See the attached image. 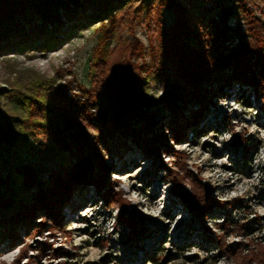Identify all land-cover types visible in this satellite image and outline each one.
I'll return each instance as SVG.
<instances>
[{
  "label": "rangeland",
  "instance_id": "374dc122",
  "mask_svg": "<svg viewBox=\"0 0 264 264\" xmlns=\"http://www.w3.org/2000/svg\"><path fill=\"white\" fill-rule=\"evenodd\" d=\"M179 2L190 9L201 5L211 19L244 34L257 51L256 44L264 45V0ZM139 4L140 0L131 1L111 25L97 22L49 51L10 57L0 50V88L10 87L17 77L14 70L23 80L51 77L56 89L84 106L87 116H79V129L84 139L97 143L105 164L114 170L111 183L118 194L107 200L90 185L85 194L71 197L74 208H64L60 220L39 213L31 228L21 227L17 242L0 243V264H153L150 256L162 264H264L263 94L255 95L251 86L225 88L226 96L212 97L205 121L198 126L205 130L198 137L189 134L178 144L169 126L164 127V141L171 149L167 153L161 150L146 158L141 150H128L118 157L98 144L102 130L96 118L108 102L105 81L113 73V63L131 80L141 79L155 101L169 89L162 72L171 75L173 69L162 55L174 9H163L160 15ZM220 5L229 7L233 16L223 18ZM202 33L208 40L209 33ZM238 40L232 34L226 42L232 48ZM258 52L264 54V46ZM51 115L56 129L66 136L74 134L62 115ZM133 136H128L130 146ZM195 188L205 194L192 200L209 207L201 215L180 198V193L192 194ZM124 214L137 221L140 230L146 227L147 234L133 233L123 223ZM133 235L138 237L136 244L130 239Z\"/></svg>",
  "mask_w": 264,
  "mask_h": 264
},
{
  "label": "trees",
  "instance_id": "16d2710c",
  "mask_svg": "<svg viewBox=\"0 0 264 264\" xmlns=\"http://www.w3.org/2000/svg\"><path fill=\"white\" fill-rule=\"evenodd\" d=\"M131 1L0 0V50L10 57L18 52L49 51L97 22L110 24ZM195 1L200 2L192 0L193 4ZM179 4V0H140L139 6L160 15L163 9H174L175 19L165 30L166 50L162 55L173 73L162 72L169 89L155 101L144 90L141 79L131 80L130 74L113 63V73L105 81L108 106L103 104L96 118L102 130L98 144L112 156L119 157L128 150H141L146 158L153 152H170L169 142L164 141L165 126L178 144L187 141L189 134L198 137L205 130L198 126L205 121L212 97L226 96L225 88L251 86L255 95L263 94L264 98V54L258 52L264 45L256 44L257 51L255 45L245 41L244 34L211 19L201 5L194 4L190 9ZM222 6L223 18H231L234 12ZM243 12L241 18L246 16ZM203 30L209 33L208 40ZM232 34L239 40L231 48L226 41ZM13 72L17 77L9 82L10 87L0 88V243L17 242L21 227L31 228L41 212L60 220L64 208H74V202L69 205L71 197L85 194L90 185L107 200L117 194L111 183L114 170L105 164L97 143L94 146L84 139L79 129L78 118L86 115L84 106L56 89L51 77L23 80L18 77L20 71ZM94 104L101 105L99 101ZM53 113L62 115L74 134L66 136L56 129ZM130 134L134 135L133 146L128 143ZM139 139L143 144L137 142ZM51 164L56 168L49 167ZM195 190L192 194L180 193V198L185 203L190 201L189 206L201 215L209 207L205 201L192 200L205 194ZM122 220L133 233L139 230L147 234L146 227L140 230L138 222H131L125 214ZM137 238L130 236L134 244ZM149 259L162 264L154 256Z\"/></svg>",
  "mask_w": 264,
  "mask_h": 264
}]
</instances>
